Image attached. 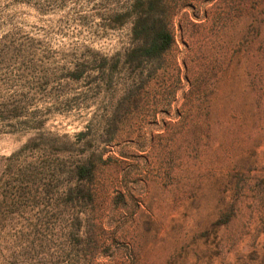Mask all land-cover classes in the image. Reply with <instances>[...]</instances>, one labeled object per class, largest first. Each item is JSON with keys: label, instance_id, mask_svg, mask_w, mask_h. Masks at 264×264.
<instances>
[{"label": "rangeland", "instance_id": "1", "mask_svg": "<svg viewBox=\"0 0 264 264\" xmlns=\"http://www.w3.org/2000/svg\"><path fill=\"white\" fill-rule=\"evenodd\" d=\"M0 0V264H264V0Z\"/></svg>", "mask_w": 264, "mask_h": 264}, {"label": "trees", "instance_id": "2", "mask_svg": "<svg viewBox=\"0 0 264 264\" xmlns=\"http://www.w3.org/2000/svg\"><path fill=\"white\" fill-rule=\"evenodd\" d=\"M133 9V36L140 44L129 51L128 62L161 57L173 44L166 0H137Z\"/></svg>", "mask_w": 264, "mask_h": 264}]
</instances>
